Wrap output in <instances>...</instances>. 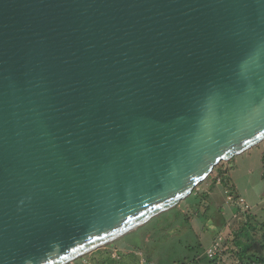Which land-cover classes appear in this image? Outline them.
<instances>
[{
    "label": "water",
    "instance_id": "1",
    "mask_svg": "<svg viewBox=\"0 0 264 264\" xmlns=\"http://www.w3.org/2000/svg\"><path fill=\"white\" fill-rule=\"evenodd\" d=\"M264 142V0H0V264H71Z\"/></svg>",
    "mask_w": 264,
    "mask_h": 264
},
{
    "label": "rangeland",
    "instance_id": "2",
    "mask_svg": "<svg viewBox=\"0 0 264 264\" xmlns=\"http://www.w3.org/2000/svg\"><path fill=\"white\" fill-rule=\"evenodd\" d=\"M128 253L138 264H264V142L221 163L177 208L71 264H132Z\"/></svg>",
    "mask_w": 264,
    "mask_h": 264
},
{
    "label": "trees",
    "instance_id": "3",
    "mask_svg": "<svg viewBox=\"0 0 264 264\" xmlns=\"http://www.w3.org/2000/svg\"><path fill=\"white\" fill-rule=\"evenodd\" d=\"M225 180H226V179H225ZM224 185L229 186V185L227 184V182H224ZM177 207H178V206H177ZM177 207H176V208H177ZM126 257L131 259V263H132V264H138V262H136L135 259H134V254H133V253H128V255H126ZM245 258H246L245 256L242 257L243 261L246 260ZM253 258L255 259L256 262H262V261H263V257H261L260 255H253Z\"/></svg>",
    "mask_w": 264,
    "mask_h": 264
},
{
    "label": "built area",
    "instance_id": "4",
    "mask_svg": "<svg viewBox=\"0 0 264 264\" xmlns=\"http://www.w3.org/2000/svg\"><path fill=\"white\" fill-rule=\"evenodd\" d=\"M142 264V263H141Z\"/></svg>",
    "mask_w": 264,
    "mask_h": 264
}]
</instances>
